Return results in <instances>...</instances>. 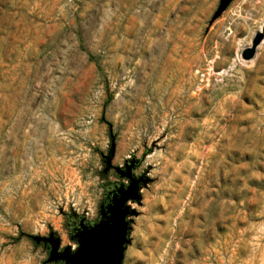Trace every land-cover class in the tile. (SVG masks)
<instances>
[{"label": "rangeland", "instance_id": "rangeland-1", "mask_svg": "<svg viewBox=\"0 0 264 264\" xmlns=\"http://www.w3.org/2000/svg\"><path fill=\"white\" fill-rule=\"evenodd\" d=\"M219 4L0 0V264L76 246L127 164L123 264H264V0Z\"/></svg>", "mask_w": 264, "mask_h": 264}, {"label": "water", "instance_id": "water-1", "mask_svg": "<svg viewBox=\"0 0 264 264\" xmlns=\"http://www.w3.org/2000/svg\"><path fill=\"white\" fill-rule=\"evenodd\" d=\"M233 0H220L217 11L212 21L216 20L229 7ZM264 40V26L257 32L249 47L242 51V59L253 60L257 54V48ZM115 153V144L112 142L110 155L106 157L107 169L112 167L111 161ZM132 165L127 164L126 171L121 167H114L121 177L131 180L128 187L120 186L109 192L107 204L101 205L100 222L96 224H82L76 239L77 250L71 251L65 247L59 252L61 239L55 232H50L48 237L29 235L37 244L49 243V258L47 263L57 264L63 261L64 264H123L127 245L130 243L129 232L131 229L128 216L133 212L128 208L130 200L139 201V182L132 176ZM84 221V220H83Z\"/></svg>", "mask_w": 264, "mask_h": 264}, {"label": "flooded vegetation", "instance_id": "flooded-vegetation-1", "mask_svg": "<svg viewBox=\"0 0 264 264\" xmlns=\"http://www.w3.org/2000/svg\"><path fill=\"white\" fill-rule=\"evenodd\" d=\"M99 218H100L99 220L102 219L101 216ZM69 224H70V237H71V240L74 243H76V246H73L72 244L68 245V247L73 252V251L77 250V247H78V241L76 239V235H77L80 227L82 226V224H94V223H88L85 219H78V218H75L74 217V218L70 219ZM49 234H48V236H49ZM48 236H45V237H48ZM40 244L43 245L47 249V251L49 253V246H50L49 243L44 244V242H41ZM64 248L65 247L62 246V244H61V246L59 248V252H62L64 250ZM59 264H64V262L63 261H60Z\"/></svg>", "mask_w": 264, "mask_h": 264}, {"label": "crops", "instance_id": "crops-1", "mask_svg": "<svg viewBox=\"0 0 264 264\" xmlns=\"http://www.w3.org/2000/svg\"><path fill=\"white\" fill-rule=\"evenodd\" d=\"M242 43V42H241ZM241 43H239V45H241Z\"/></svg>", "mask_w": 264, "mask_h": 264}]
</instances>
